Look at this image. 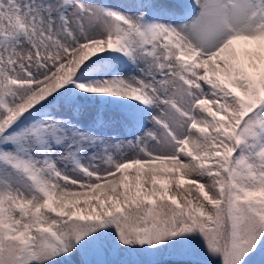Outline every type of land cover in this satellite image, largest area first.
Here are the masks:
<instances>
[{
    "label": "snow or ice",
    "instance_id": "6c2138e0",
    "mask_svg": "<svg viewBox=\"0 0 264 264\" xmlns=\"http://www.w3.org/2000/svg\"><path fill=\"white\" fill-rule=\"evenodd\" d=\"M0 264H264V0H0Z\"/></svg>",
    "mask_w": 264,
    "mask_h": 264
}]
</instances>
